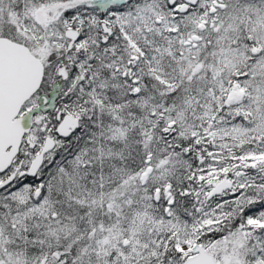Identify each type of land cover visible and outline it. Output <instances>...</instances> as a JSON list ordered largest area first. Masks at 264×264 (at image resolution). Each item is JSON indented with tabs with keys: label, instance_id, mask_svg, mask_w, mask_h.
Segmentation results:
<instances>
[{
	"label": "snow or ice",
	"instance_id": "1",
	"mask_svg": "<svg viewBox=\"0 0 264 264\" xmlns=\"http://www.w3.org/2000/svg\"><path fill=\"white\" fill-rule=\"evenodd\" d=\"M0 264H264V0H0Z\"/></svg>",
	"mask_w": 264,
	"mask_h": 264
}]
</instances>
